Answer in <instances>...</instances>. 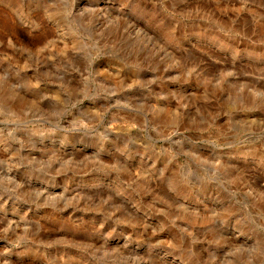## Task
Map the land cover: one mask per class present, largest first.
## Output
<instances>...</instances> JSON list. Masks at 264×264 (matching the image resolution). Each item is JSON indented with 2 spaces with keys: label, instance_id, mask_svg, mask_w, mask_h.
Wrapping results in <instances>:
<instances>
[{
  "label": "rangeland",
  "instance_id": "374dc122",
  "mask_svg": "<svg viewBox=\"0 0 264 264\" xmlns=\"http://www.w3.org/2000/svg\"><path fill=\"white\" fill-rule=\"evenodd\" d=\"M0 264H264V0H0Z\"/></svg>",
  "mask_w": 264,
  "mask_h": 264
}]
</instances>
